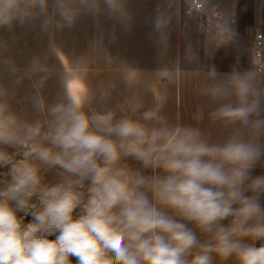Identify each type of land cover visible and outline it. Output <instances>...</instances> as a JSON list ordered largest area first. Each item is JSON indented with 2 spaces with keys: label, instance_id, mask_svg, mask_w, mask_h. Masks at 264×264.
<instances>
[{
  "label": "clouds",
  "instance_id": "obj_1",
  "mask_svg": "<svg viewBox=\"0 0 264 264\" xmlns=\"http://www.w3.org/2000/svg\"><path fill=\"white\" fill-rule=\"evenodd\" d=\"M176 2L158 6L152 20L164 49ZM186 3L187 14L204 18L209 44L235 39L209 0ZM84 14L132 26L128 0H0V28L39 20L51 36ZM249 52L250 70L212 72L201 89L216 105L209 121L229 130L220 141L171 122L155 90L152 107L134 95L97 109L88 91L77 99L67 86L55 103L37 94L39 116L27 119L0 87V264H264V175H252L264 160V40ZM186 56L196 58L191 45Z\"/></svg>",
  "mask_w": 264,
  "mask_h": 264
},
{
  "label": "rangeland",
  "instance_id": "obj_2",
  "mask_svg": "<svg viewBox=\"0 0 264 264\" xmlns=\"http://www.w3.org/2000/svg\"><path fill=\"white\" fill-rule=\"evenodd\" d=\"M158 6L165 8L166 2L128 1L132 16L130 30L106 16L94 18L87 14L73 27L58 30L51 36L41 30L39 20L0 28V87L7 90L6 99L11 110L27 119H35L39 116L33 107L37 94L47 103H55L65 97L67 86L77 99L88 91L93 97L92 106L97 109L114 108L134 95L148 108L156 102L155 90L165 95L162 113L175 123L180 122L182 110L180 77L184 78L182 84L190 92L197 87V83L191 84V81L199 75L209 76L215 72L224 76L233 70L251 69L244 62L250 54L246 41L250 40L255 27L244 15V4H241L235 39L216 46L209 44L207 35L199 32L194 18L180 13V0H177L170 13L172 20L167 29L166 49L155 43L156 34L153 33L152 20ZM189 45L195 59L186 56ZM78 66H86L87 71L78 75L74 71ZM127 72L130 78L138 74L135 84H129ZM168 73L177 76L169 81ZM206 78L204 85L210 83V78ZM41 80L42 86L34 88L33 85ZM102 92L109 95L101 102ZM187 103L192 104L188 97ZM128 163L139 167L134 160L129 159ZM5 171L0 169V172Z\"/></svg>",
  "mask_w": 264,
  "mask_h": 264
},
{
  "label": "crops",
  "instance_id": "obj_3",
  "mask_svg": "<svg viewBox=\"0 0 264 264\" xmlns=\"http://www.w3.org/2000/svg\"><path fill=\"white\" fill-rule=\"evenodd\" d=\"M135 1V0H128ZM166 0H136V2H162ZM241 4H244L245 16L250 20V25L255 27V29L259 28L264 30V0H209L208 8L211 9L213 5H216L223 11H225L228 15H235L237 20L239 21V16L242 13ZM237 21V25H238ZM236 25V29H237ZM254 32V31H253ZM252 37V36H251ZM251 40V38H250ZM250 40L246 41V44L250 46ZM248 42V43H247ZM247 48V45H245ZM233 49L236 48L233 46ZM239 57L237 61H239ZM250 54L249 59L244 62L247 63L246 67L250 66ZM217 77H223V75H216ZM205 75H199L196 77V80H192L191 84L197 83V87L195 90L188 92L185 85H183L182 81H184L183 77L179 79V87L180 91L183 95L181 101V109L180 110V123L190 126H198L205 130L211 137L213 141H220L228 134V129L224 128L220 124H212L208 119V113L213 110L216 106L214 105L206 96L201 94V89L204 86V81L207 79ZM211 83V80L209 79ZM264 82V77H261V83ZM199 83V85H198ZM264 87V86H263ZM187 97L192 101V104L187 103ZM184 104V106H183ZM197 111H202L204 115V120L198 123L194 116ZM262 118H264V114H262ZM260 142L264 144V137H261ZM253 176L264 175V160L259 162L256 167L252 170ZM264 199V198H262Z\"/></svg>",
  "mask_w": 264,
  "mask_h": 264
},
{
  "label": "built area",
  "instance_id": "obj_4",
  "mask_svg": "<svg viewBox=\"0 0 264 264\" xmlns=\"http://www.w3.org/2000/svg\"><path fill=\"white\" fill-rule=\"evenodd\" d=\"M210 10H214L218 13H220V15L226 19L231 27V29L235 32L236 34V25H237V18L235 15H228L225 11H223L222 9H220L219 7H217L216 5H213L211 7ZM180 13L184 14L185 16L189 17V18H194L195 20V23H196V26H197V29L199 30V32L203 33L206 35V33H204L203 31L200 30L199 28V25L200 23L202 22V20L204 19L202 16L196 14V13H192L191 15L187 14L188 13V5L186 3V0H180ZM259 36V38L261 40H264V30L262 29H255L253 34H252V37H251V40H250V49L253 47V45L255 44V40H256V37ZM250 66L252 68V64H251V59H250Z\"/></svg>",
  "mask_w": 264,
  "mask_h": 264
}]
</instances>
